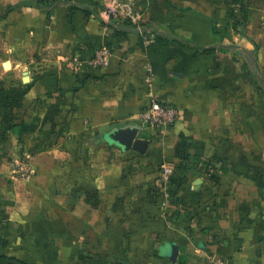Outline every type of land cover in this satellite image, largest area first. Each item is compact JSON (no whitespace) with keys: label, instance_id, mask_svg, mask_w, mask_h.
I'll return each mask as SVG.
<instances>
[{"label":"crops","instance_id":"crops-1","mask_svg":"<svg viewBox=\"0 0 264 264\" xmlns=\"http://www.w3.org/2000/svg\"><path fill=\"white\" fill-rule=\"evenodd\" d=\"M108 6L0 0V264H264V0H136L150 45Z\"/></svg>","mask_w":264,"mask_h":264},{"label":"built area","instance_id":"built-area-1","mask_svg":"<svg viewBox=\"0 0 264 264\" xmlns=\"http://www.w3.org/2000/svg\"><path fill=\"white\" fill-rule=\"evenodd\" d=\"M103 1L109 5L107 8L108 13L113 17L127 19L130 25L139 30L146 45H150L153 42L150 30L142 23V12L137 8L136 0ZM112 56V47L103 45L88 63L96 68L106 67L110 65ZM149 82L151 83V79H149ZM179 113L180 110L177 106L162 102L159 95L151 90L149 104L141 112L140 117L145 127L166 129L177 121ZM208 170L209 172H214L216 169L210 165ZM11 173L13 177L24 180H29L32 177L34 170L28 154H25L21 159L16 161ZM171 177L172 167L168 162H164L161 166V179L163 183L168 184ZM167 264H177V262L169 261Z\"/></svg>","mask_w":264,"mask_h":264},{"label":"water","instance_id":"water-1","mask_svg":"<svg viewBox=\"0 0 264 264\" xmlns=\"http://www.w3.org/2000/svg\"><path fill=\"white\" fill-rule=\"evenodd\" d=\"M143 131L141 125L128 124L122 127H114L106 134V139L111 144H116L126 150H137L146 152L149 146V139L140 137ZM171 261L176 262L178 255L177 249H172L168 255Z\"/></svg>","mask_w":264,"mask_h":264},{"label":"trees","instance_id":"trees-1","mask_svg":"<svg viewBox=\"0 0 264 264\" xmlns=\"http://www.w3.org/2000/svg\"><path fill=\"white\" fill-rule=\"evenodd\" d=\"M129 23V22H128Z\"/></svg>","mask_w":264,"mask_h":264}]
</instances>
